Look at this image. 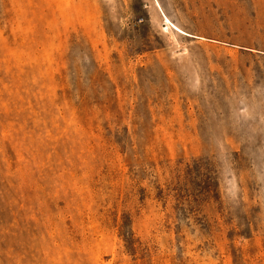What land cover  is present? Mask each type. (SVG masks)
Here are the masks:
<instances>
[{
    "label": "rangeland",
    "instance_id": "374dc122",
    "mask_svg": "<svg viewBox=\"0 0 264 264\" xmlns=\"http://www.w3.org/2000/svg\"><path fill=\"white\" fill-rule=\"evenodd\" d=\"M0 264H264V0H0Z\"/></svg>",
    "mask_w": 264,
    "mask_h": 264
}]
</instances>
